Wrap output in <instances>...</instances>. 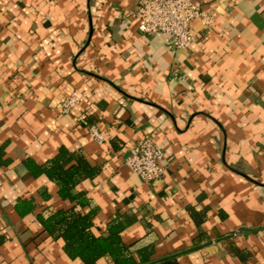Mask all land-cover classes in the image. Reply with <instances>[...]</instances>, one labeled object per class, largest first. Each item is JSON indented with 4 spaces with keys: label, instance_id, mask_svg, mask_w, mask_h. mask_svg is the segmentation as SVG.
I'll return each instance as SVG.
<instances>
[{
    "label": "crops",
    "instance_id": "1",
    "mask_svg": "<svg viewBox=\"0 0 264 264\" xmlns=\"http://www.w3.org/2000/svg\"><path fill=\"white\" fill-rule=\"evenodd\" d=\"M193 1L211 23L170 49L138 29L139 0H0V264H84L39 221L71 208L97 237L123 221L136 264H264V0ZM147 134L152 183L125 164ZM62 150L97 170L79 199L32 172Z\"/></svg>",
    "mask_w": 264,
    "mask_h": 264
},
{
    "label": "built area",
    "instance_id": "2",
    "mask_svg": "<svg viewBox=\"0 0 264 264\" xmlns=\"http://www.w3.org/2000/svg\"><path fill=\"white\" fill-rule=\"evenodd\" d=\"M135 18L138 29L145 34L162 37L170 49H188L196 41L192 24L200 19L209 26L211 18L193 0H139ZM77 103L76 97L66 99L63 112H69ZM97 140L104 137L97 127L90 128ZM125 164L143 182L152 183L163 177L166 171L164 153L147 134L129 149Z\"/></svg>",
    "mask_w": 264,
    "mask_h": 264
},
{
    "label": "trees",
    "instance_id": "3",
    "mask_svg": "<svg viewBox=\"0 0 264 264\" xmlns=\"http://www.w3.org/2000/svg\"><path fill=\"white\" fill-rule=\"evenodd\" d=\"M67 155L62 150L59 155L43 167L32 169L34 174L44 172L58 182L59 193L65 198L79 199L80 195L72 193V186L85 177H93L97 170L92 169L84 159L78 165L65 170L62 161ZM81 202V200H80ZM43 227L51 233H58L65 242L66 252L84 264H96L102 257H111L115 264H136L134 258L128 256V248L123 244L120 234L125 228L123 221L114 220L109 224L106 236H95L92 233L93 214H81L71 208L67 211H58L48 218L39 216ZM3 238L0 237V243Z\"/></svg>",
    "mask_w": 264,
    "mask_h": 264
}]
</instances>
